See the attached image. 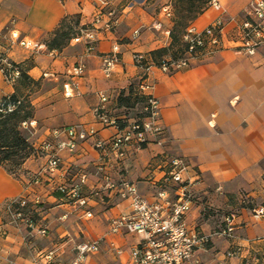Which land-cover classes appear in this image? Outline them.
Returning <instances> with one entry per match:
<instances>
[{
	"label": "crops",
	"instance_id": "obj_1",
	"mask_svg": "<svg viewBox=\"0 0 264 264\" xmlns=\"http://www.w3.org/2000/svg\"><path fill=\"white\" fill-rule=\"evenodd\" d=\"M214 1L216 5L192 26L202 31L222 18L226 38L234 37L236 21L247 17L253 0ZM167 2L0 0V48L9 62L39 81L30 96L35 115L28 129L34 148L54 140L55 129L74 125L94 128L97 138L107 141L118 134L115 127L99 123L94 111L104 106L113 115L128 118L121 114L125 107L119 105L120 96L127 95L145 74L133 55L141 52L151 58L153 51L170 44L166 30L171 31L173 19L162 14ZM110 10L117 20L112 30L104 27ZM100 14L103 21L96 24ZM65 20H77L80 28L97 29L92 52L85 39L49 49L50 39ZM12 32L40 47L19 45L11 40ZM116 44L120 62L107 75L102 55L111 53ZM76 65L84 67L79 77L71 73ZM148 77L154 85L150 93L159 100L163 133L158 139L150 137L143 148L130 145L124 157H118L115 152L104 155L97 150L93 139L80 141L76 149L60 152L59 169L48 173L42 184L28 188L30 176L46 167L45 156H31L16 173L0 165V264H71L76 245L88 241H99L100 247L83 264H137L131 251L143 236L126 229L111 232L112 220L132 211L131 199L122 195V184L135 185L143 198L162 205L166 214L175 199V187L164 179L167 164L175 158L188 165L184 177L196 180L195 201L185 221L190 229L211 236L207 247L197 249L183 264H264V219L253 214V209L264 206V45L254 55L226 46L170 72L154 65ZM69 82L77 86L74 97L65 96L64 85ZM15 90L0 69V102ZM102 94L108 101H101ZM98 167L110 175L116 188H104ZM83 175L87 178L81 191L88 203L81 207L57 187L66 184L71 188ZM163 190L167 201L158 197ZM21 196L30 201L40 198L44 210L38 211V219L47 229L45 235L9 223L6 205ZM229 215H234L233 237L221 236L217 233L227 228ZM231 251L236 255L229 256Z\"/></svg>",
	"mask_w": 264,
	"mask_h": 264
},
{
	"label": "built area",
	"instance_id": "obj_2",
	"mask_svg": "<svg viewBox=\"0 0 264 264\" xmlns=\"http://www.w3.org/2000/svg\"><path fill=\"white\" fill-rule=\"evenodd\" d=\"M216 5V2H213ZM115 12L110 10L106 13L109 17L104 23V27L112 30L117 23L114 19ZM162 14L166 18H172L174 12L171 6H165L162 9ZM103 14L96 17V24L102 22ZM237 22L236 35L226 41L224 32V21L218 18L214 24L207 26L202 31H198L196 27L191 26L186 30L183 37L188 48L186 53L181 58H173L170 55L164 56L159 64H155L153 59L145 53H135L133 59L135 64L145 71L144 76L139 80L138 92L144 97L142 111L138 119L130 121L126 117L122 118L113 115L104 106H99L95 109L94 114L99 123L106 127H115L118 134L111 140H103L97 138V131L94 128L85 129L82 126L74 125L55 129L53 131L54 140H46L40 146L35 147V154L43 155L47 158V165L38 173L30 176L28 187L40 185L46 179L48 173L60 168L62 157L60 152L65 149L74 150L78 147L80 141L93 139L94 146L104 155L115 152L118 157H124L125 149L130 145H136L141 149L149 142L150 137L158 139L163 133V127L159 124V100L151 94L153 84L149 80L148 73L152 66L156 65L164 72L179 70L189 66L192 59L198 58L204 51L212 52L221 50L226 46H231L237 52H243L248 55H254L260 46L264 45V0H253L249 7L247 17ZM158 26L162 28V23ZM97 29L81 28L80 33L72 40L80 42L83 39L87 41L88 51L92 52L95 49L96 31ZM166 33L170 35L168 29ZM138 31L135 32V35ZM15 40L19 45L37 49L39 43L27 39H20L15 32L11 33V40ZM120 46H113L111 53L102 55V60L105 66L107 75L120 62L119 58ZM0 69L6 74V78L10 82H16L21 71L17 65H13L0 53ZM83 65H76L72 70L73 77H79L83 74ZM65 96L74 97L78 94L76 84L69 82L64 85ZM101 101H108L106 95L102 94ZM18 102H11L10 96L0 102V114H8L13 112ZM121 123L124 124L121 127ZM23 125H27L24 122ZM65 136L66 139H60ZM160 143V142H159ZM168 169L164 181L166 184H173L175 187V199L170 202V210L164 214L163 206L160 204H151L143 198L137 187L131 183H123L124 197L131 199V213L123 215L112 220L111 232L119 233L121 229H126L130 233H138L143 236L140 244L133 247L131 251L132 259L137 264H183L191 259L193 253L197 249H205L210 243L211 236L201 235L195 230L189 228L185 221L186 214L192 208L195 195L193 185L196 180L185 178L184 174L188 170V165L181 158H175L168 164ZM103 174L105 180L104 188L114 189L116 184L111 180L109 174L104 173L103 167L98 168ZM86 180V175H83L79 183L74 184L71 188L66 184H61L57 187V191L62 193L71 201H75L79 206H86L88 200L82 195V185ZM158 197L161 200L167 201V191L163 190ZM31 202L34 207L40 204V198L30 201L28 197L21 196L10 200L6 205V211L9 216V223L20 227H25L31 231L37 229L38 233L45 235L47 229L40 226L38 218H35V211L29 209ZM39 211V207L36 208ZM91 216L90 212L86 213ZM255 218L264 219V206H259L253 209ZM234 215L226 217L227 228L218 231L217 234L226 237H233ZM99 241L83 242L75 247L76 256L71 264H83L91 253L99 250ZM229 256L236 255V251H231ZM49 258V255L46 256ZM2 264H12L10 261H5ZM247 264H256L248 262Z\"/></svg>",
	"mask_w": 264,
	"mask_h": 264
},
{
	"label": "trees",
	"instance_id": "obj_3",
	"mask_svg": "<svg viewBox=\"0 0 264 264\" xmlns=\"http://www.w3.org/2000/svg\"><path fill=\"white\" fill-rule=\"evenodd\" d=\"M212 0H177L173 6L174 16L173 27L170 33V44L168 47L161 48L153 51L150 55L155 64H159V58L168 55L172 51L173 57L181 58L187 51V44L184 42V35L186 30L191 27L197 18L201 16L208 8ZM187 3V6L184 3ZM79 22L63 21L60 27L54 33V36L48 43L49 49H62L66 41H71L79 33H73L72 30L78 26ZM20 68L21 75L19 77V84L26 89L32 91L33 87L39 86V81L32 79L25 69ZM20 89L16 87L15 93L10 96L11 102H18L20 104L17 108L8 114H0V165L6 167L12 163L14 169L9 171L16 173L23 164L35 154L34 147L29 142L28 138L24 135L21 126L24 122L30 121L34 118L35 108L32 104L30 95H25L24 100L20 97ZM6 99V98H5ZM4 99V100H5ZM137 102L143 103L144 97L138 92V84L131 86L129 93L125 95L123 92L119 99L121 106H134ZM128 119V118H126ZM124 126L123 123L120 124ZM29 206V209L34 212L35 218L39 217L36 208Z\"/></svg>",
	"mask_w": 264,
	"mask_h": 264
},
{
	"label": "rangeland",
	"instance_id": "obj_4",
	"mask_svg": "<svg viewBox=\"0 0 264 264\" xmlns=\"http://www.w3.org/2000/svg\"><path fill=\"white\" fill-rule=\"evenodd\" d=\"M165 1H168L167 3H166V5L168 6H171V8H172V10H173V6L175 5V2L177 1V0H165ZM214 0H212L211 1V3H210V5H209V7H211L214 3ZM184 5L185 6H187V3L185 2L184 3ZM164 8V7H163ZM173 12H174V10H173ZM238 21V20H237ZM239 21H241V20H239ZM81 28H83V27H81ZM79 26L77 27V26H75L74 28H73V30H72V32L75 34L76 32L77 33H80V29H81ZM225 37H226V34H225ZM229 39H232V38H227L226 39V41L227 40H229ZM70 43V41H66V44L65 45H63V46H67V44H69ZM227 47H231V46H227ZM232 48V47H231ZM235 50V49H234ZM0 53H2V55L5 57V58H7L6 56H5V52L2 50V48H0ZM173 52L172 51H169V53H168V55H170V56H172L173 54H172ZM172 54V55H171ZM204 54H206V51H204L203 53H201L200 55H199V57H201L202 55H204ZM164 56H166V55H164ZM164 56H162L161 58H159L158 60L160 61ZM173 57V56H172ZM198 57V58H199ZM173 58H175V57H173ZM177 59V58H176ZM11 63V62H10ZM160 63V62H159ZM14 66L15 65H17V64H15V63H12ZM164 72V71H163ZM5 75V77H6V74H4ZM6 80L7 81H9L7 78H6ZM10 82V81H9ZM11 83H13V82H11ZM14 85H15V88L16 87H18L20 90V94L22 93L23 94V96H21L20 97V99L21 100H24V96L25 95H30L31 96V94H32V92L34 91V90H36L37 89V86H35V87H33V89H32V91H30L29 89H26V88H23L20 84H19V79L16 81V82H14L13 83ZM6 98V97H5ZM5 98H3V100L5 99ZM2 100V101H3ZM25 101V100H24ZM139 105H140V107H141V109H140V107H139ZM142 105H143V103H140V102H137L134 106H124L125 108L124 109H122V115H126V116H128V118H133L134 120H136V119H138V117L140 116V112L142 111ZM138 107V108H137ZM140 109V110H139ZM139 110V111H138ZM32 127V123H31V121H27V125H22L21 126V128H22V131H23V133H24V135L28 138V140H29V137L31 136V132H30V130L28 129V128H31ZM30 142V141H29ZM143 148V147H142ZM34 155H36V154H34ZM6 168H7V170L8 171H12L13 169H14V166L12 165V163H9L7 166H6ZM99 168V167H98ZM99 171V170H98ZM100 173V172H99ZM86 178H87V176H86ZM77 183H79V182H77ZM41 203V202H40ZM31 205H33L32 204V202H31ZM30 205V206H31ZM39 205H41L40 207H39V211H40V213L44 210V208H43V204H39ZM38 205V206H39ZM38 214H39V212H37Z\"/></svg>",
	"mask_w": 264,
	"mask_h": 264
}]
</instances>
